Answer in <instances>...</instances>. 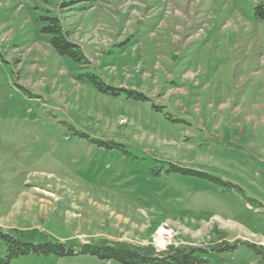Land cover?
<instances>
[{
	"label": "rangeland",
	"instance_id": "1",
	"mask_svg": "<svg viewBox=\"0 0 264 264\" xmlns=\"http://www.w3.org/2000/svg\"><path fill=\"white\" fill-rule=\"evenodd\" d=\"M76 1L0 0V229L264 264V0ZM48 17L88 65L53 51ZM87 72L145 100L100 93Z\"/></svg>",
	"mask_w": 264,
	"mask_h": 264
},
{
	"label": "trees",
	"instance_id": "2",
	"mask_svg": "<svg viewBox=\"0 0 264 264\" xmlns=\"http://www.w3.org/2000/svg\"><path fill=\"white\" fill-rule=\"evenodd\" d=\"M94 2L95 0H77L80 2ZM75 2V1H72ZM255 16L264 20V3L259 4L254 9ZM49 25L43 28V31L50 35L49 44L53 51L58 56H66L72 59L75 63L81 65H88L86 57L81 51V48L76 43L69 40L67 32L60 24L57 17L49 18ZM87 82L94 86L98 92L104 93L113 97H119L122 94L127 99L134 97L138 100H145V97L136 93L133 90H127L119 87H111L104 83V81L96 74L87 72ZM79 138L85 139L87 142L97 144L98 147L105 149H121V146L113 141H94L84 133L78 132ZM160 169L163 167L155 166L150 169L153 177H160ZM170 171L178 172L182 175L195 176L200 178H210L207 174L197 172V170H189L181 166L170 164L168 169H164V173ZM223 184L221 180H218ZM230 183H227V185ZM232 185V184H231ZM0 243L4 247V253L0 257V264H7L8 260L15 259L26 255L49 256L53 255L58 258L73 257L79 255L91 256L100 261H111L118 264H207L201 258L200 254L205 252L202 248H176L166 252L155 253L148 250L132 249L124 244L108 243V242H93L80 245L68 246L66 244L58 243L51 240H44L35 237L31 233H24L18 231H3L0 229Z\"/></svg>",
	"mask_w": 264,
	"mask_h": 264
},
{
	"label": "crops",
	"instance_id": "3",
	"mask_svg": "<svg viewBox=\"0 0 264 264\" xmlns=\"http://www.w3.org/2000/svg\"><path fill=\"white\" fill-rule=\"evenodd\" d=\"M118 44H120V43H119V42H118V43H114V45H118ZM121 44H122V43H121ZM114 45H113V46H114ZM159 46L161 47V41L159 42ZM233 106H234L235 108H239V107H241L242 109H244V108H246L247 105H245V103H244L242 100H240V101L234 103Z\"/></svg>",
	"mask_w": 264,
	"mask_h": 264
},
{
	"label": "bare ground",
	"instance_id": "4",
	"mask_svg": "<svg viewBox=\"0 0 264 264\" xmlns=\"http://www.w3.org/2000/svg\"><path fill=\"white\" fill-rule=\"evenodd\" d=\"M162 232V231H161ZM163 233V232H162Z\"/></svg>",
	"mask_w": 264,
	"mask_h": 264
}]
</instances>
